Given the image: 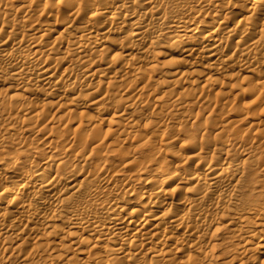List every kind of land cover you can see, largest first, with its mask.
I'll use <instances>...</instances> for the list:
<instances>
[{
	"label": "bare ground",
	"instance_id": "bare-ground-1",
	"mask_svg": "<svg viewBox=\"0 0 264 264\" xmlns=\"http://www.w3.org/2000/svg\"><path fill=\"white\" fill-rule=\"evenodd\" d=\"M0 264H264V0H0Z\"/></svg>",
	"mask_w": 264,
	"mask_h": 264
}]
</instances>
